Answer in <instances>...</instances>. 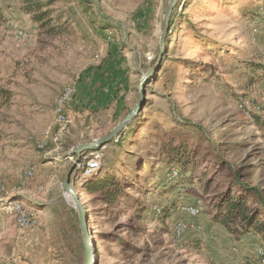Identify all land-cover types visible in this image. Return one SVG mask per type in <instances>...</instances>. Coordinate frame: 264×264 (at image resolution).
Returning a JSON list of instances; mask_svg holds the SVG:
<instances>
[{"label": "rangeland", "instance_id": "obj_1", "mask_svg": "<svg viewBox=\"0 0 264 264\" xmlns=\"http://www.w3.org/2000/svg\"><path fill=\"white\" fill-rule=\"evenodd\" d=\"M34 2L49 4L60 33L27 11ZM168 4L0 0V87L11 92L0 109V186L10 191L0 190V264H17L12 244L31 235L22 246L41 254L19 264H84L79 216L62 188L74 166L97 264H264V235L223 225L214 209L226 191L250 189L238 174L264 195V0H179L160 60ZM17 27L28 34L20 44ZM155 67L142 113L106 145L98 170L123 186L114 212L102 194L82 189L90 151L79 165L72 150L107 135ZM78 76L85 82L72 123L59 133L55 103ZM180 146L189 156L177 157ZM5 200L22 201L37 225L22 231ZM190 205L198 215L183 209Z\"/></svg>", "mask_w": 264, "mask_h": 264}, {"label": "trees", "instance_id": "obj_2", "mask_svg": "<svg viewBox=\"0 0 264 264\" xmlns=\"http://www.w3.org/2000/svg\"><path fill=\"white\" fill-rule=\"evenodd\" d=\"M26 9L29 13L34 15L37 22H39L42 26L47 27V31L50 34L60 33L62 31V25L56 23L57 19L52 17V9H50L49 4L34 2L26 7ZM173 24L174 19L171 18L170 26ZM168 49L169 47H167L166 51ZM10 96L11 92L9 90L4 87H0V109L3 104L10 99ZM1 99L3 101H1ZM137 118L122 133H127V131L132 130L131 128H133L132 126ZM121 134L119 137H121ZM174 152L177 153V157H180L181 155L189 156V153L187 154V147L185 146L176 147ZM85 153L83 154L84 156L86 155ZM103 165L104 164L102 163L99 171L103 169ZM99 171L86 180V182L82 185V189L87 194H102L105 203L108 206H111L114 212H117L124 204H121L120 198L124 196L123 186L121 182L111 174L100 177L101 172L99 173ZM237 181L243 190H247V188L250 189L244 194L241 193L239 195H233L231 191H226L214 204V209L216 211L215 218L221 221V223L225 226L238 221L237 223H240V227L237 228H239V231L243 234L254 233L264 235V195L261 193L258 186L250 187V185L244 183L240 174H238ZM250 200L253 202L252 204H255L254 209L249 203ZM76 213H78L77 210ZM96 251H98V249H96Z\"/></svg>", "mask_w": 264, "mask_h": 264}, {"label": "built area", "instance_id": "obj_3", "mask_svg": "<svg viewBox=\"0 0 264 264\" xmlns=\"http://www.w3.org/2000/svg\"><path fill=\"white\" fill-rule=\"evenodd\" d=\"M11 26L16 27V23L14 20H10ZM28 34L25 29L16 28L15 37L18 43H22L26 40ZM85 80L78 76L73 81L68 83L63 92L57 98L54 113L56 117V124L58 125L59 133H65L69 130V127L72 123L71 113L73 112V106L77 104V96L81 91V87L84 84ZM130 99V95L127 96ZM106 145L98 150L91 151L88 156H85L88 159L83 178L87 180L93 174H95L102 166L104 157L106 156ZM79 165L81 163H78ZM35 168L29 167L25 171L26 179H34L35 177ZM171 174V175H170ZM171 177H175L177 175V171L175 169H171L169 172ZM174 175V176H173ZM79 183L77 184L78 189ZM0 190L9 194L10 191L7 189L5 185L0 186ZM6 208H8V212L13 214L16 218L17 225L22 231H27L33 229L37 225V220L35 217L31 215L28 208L24 205V203L20 200H5ZM187 211L190 215H198L200 209L198 206L190 205L183 208ZM180 227V230L184 229L185 224L183 227ZM3 229L0 227V240L2 239ZM259 255L264 262V250L260 249Z\"/></svg>", "mask_w": 264, "mask_h": 264}, {"label": "water", "instance_id": "obj_4", "mask_svg": "<svg viewBox=\"0 0 264 264\" xmlns=\"http://www.w3.org/2000/svg\"><path fill=\"white\" fill-rule=\"evenodd\" d=\"M179 3V0H169V4L167 6L166 12L164 14V22H165V29L163 31V34L161 36L160 40V47H161V56L160 60L163 59L164 52L166 50V36L167 32L170 26L171 18L174 12V9L176 8L177 4ZM158 67L153 68L150 70L145 76L142 77L139 83V90H138V99L136 103L134 104L133 108L126 114V116L118 122V124L107 134L102 137H98L94 139L91 142L87 143H81L78 146L73 148V153L77 155V164L80 163L83 159V154L85 152H91L94 150H98L102 148L103 146L109 144L110 142H113L116 140L120 134L128 128V126L138 117V115L142 112L146 98H147V83L150 79V77L153 75V72L157 70ZM76 166H74L70 172L67 174L64 182L62 183L63 191L66 194L71 195L73 199V206L78 212L79 216V222H80V228L82 232V238H83V245H84V264H93V255L97 257L96 251L92 250V247L94 246L93 242L91 243L90 238V220H89V212L86 211V207L84 203L82 202L78 190L77 185L73 182V170ZM94 264H97V259Z\"/></svg>", "mask_w": 264, "mask_h": 264}, {"label": "crops", "instance_id": "obj_5", "mask_svg": "<svg viewBox=\"0 0 264 264\" xmlns=\"http://www.w3.org/2000/svg\"><path fill=\"white\" fill-rule=\"evenodd\" d=\"M42 237V238H41ZM33 238L34 236L31 235L29 238L28 237H20L17 239V245L15 244V241L13 242L12 244V248H13V251L11 252V254L15 257L16 261H17V264H19L18 261H24L26 259H30L32 257H34L37 253L40 252L41 254V251H37L36 254H33V253H30V252H27L26 249L22 246L25 242H28L29 243H33ZM45 235L44 234H40L38 237H37V240L40 239L39 241L42 240V242H44L45 240ZM31 239V240H30ZM84 246V245H83ZM41 256V255H39ZM40 258V257H39ZM20 259V260H19ZM24 259V260H23ZM22 263V262H21Z\"/></svg>", "mask_w": 264, "mask_h": 264}, {"label": "bare ground", "instance_id": "obj_6", "mask_svg": "<svg viewBox=\"0 0 264 264\" xmlns=\"http://www.w3.org/2000/svg\"><path fill=\"white\" fill-rule=\"evenodd\" d=\"M84 181H86V180H84ZM66 198L73 205V199H72L71 195L66 194ZM91 243H92V241H91ZM92 250L94 251V248L93 247H92ZM96 259H97V257L95 255H93V262H92L93 264L95 263Z\"/></svg>", "mask_w": 264, "mask_h": 264}]
</instances>
